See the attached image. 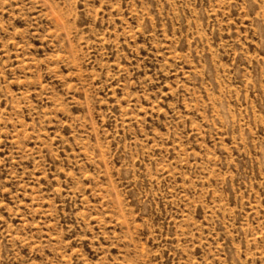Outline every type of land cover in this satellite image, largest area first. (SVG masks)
Returning <instances> with one entry per match:
<instances>
[{
	"label": "rangeland",
	"instance_id": "rangeland-1",
	"mask_svg": "<svg viewBox=\"0 0 264 264\" xmlns=\"http://www.w3.org/2000/svg\"><path fill=\"white\" fill-rule=\"evenodd\" d=\"M0 264H264V0H0Z\"/></svg>",
	"mask_w": 264,
	"mask_h": 264
}]
</instances>
